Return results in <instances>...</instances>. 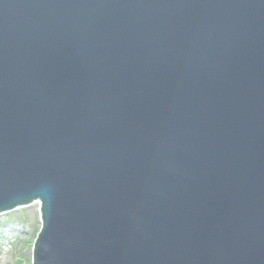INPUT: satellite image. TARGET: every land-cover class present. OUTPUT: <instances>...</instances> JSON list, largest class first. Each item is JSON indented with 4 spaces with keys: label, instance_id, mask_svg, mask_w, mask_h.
Segmentation results:
<instances>
[{
    "label": "water",
    "instance_id": "1",
    "mask_svg": "<svg viewBox=\"0 0 264 264\" xmlns=\"http://www.w3.org/2000/svg\"><path fill=\"white\" fill-rule=\"evenodd\" d=\"M32 264H264V0H0V214Z\"/></svg>",
    "mask_w": 264,
    "mask_h": 264
},
{
    "label": "rangeland",
    "instance_id": "2",
    "mask_svg": "<svg viewBox=\"0 0 264 264\" xmlns=\"http://www.w3.org/2000/svg\"><path fill=\"white\" fill-rule=\"evenodd\" d=\"M40 227L37 203L0 214V264H32Z\"/></svg>",
    "mask_w": 264,
    "mask_h": 264
}]
</instances>
